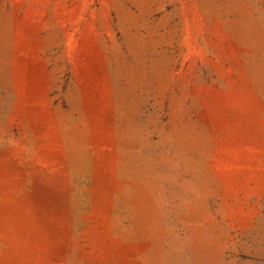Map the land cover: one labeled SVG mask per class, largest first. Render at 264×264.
I'll return each mask as SVG.
<instances>
[{
	"label": "rangeland",
	"instance_id": "1",
	"mask_svg": "<svg viewBox=\"0 0 264 264\" xmlns=\"http://www.w3.org/2000/svg\"><path fill=\"white\" fill-rule=\"evenodd\" d=\"M0 264H264V0H0Z\"/></svg>",
	"mask_w": 264,
	"mask_h": 264
}]
</instances>
